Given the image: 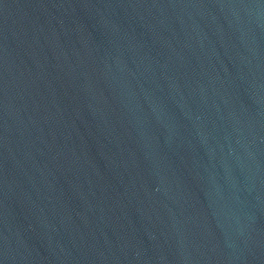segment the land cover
Wrapping results in <instances>:
<instances>
[{
  "label": "water",
  "instance_id": "1",
  "mask_svg": "<svg viewBox=\"0 0 264 264\" xmlns=\"http://www.w3.org/2000/svg\"><path fill=\"white\" fill-rule=\"evenodd\" d=\"M0 264H264V0H0Z\"/></svg>",
  "mask_w": 264,
  "mask_h": 264
}]
</instances>
